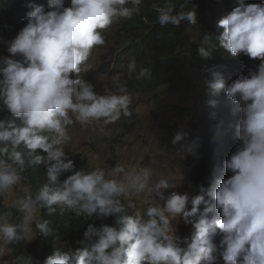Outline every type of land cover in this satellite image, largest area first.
I'll list each match as a JSON object with an SVG mask.
<instances>
[{
    "label": "clouds",
    "instance_id": "9594fccd",
    "mask_svg": "<svg viewBox=\"0 0 264 264\" xmlns=\"http://www.w3.org/2000/svg\"><path fill=\"white\" fill-rule=\"evenodd\" d=\"M142 2L70 0V6L65 7V0H47L48 11L41 4H29L26 25L8 42L11 55L0 59V105L20 122L0 119V193L21 179L18 168L23 170L26 164L21 145L31 156L28 163H44L47 179L54 184L61 174L74 168L64 151L72 141L69 127H88L101 120L104 125L115 124L121 116L131 117L132 96L126 88L120 87L122 94L100 95L91 83L79 75L73 79L72 74L84 70L96 46H105L102 30L118 18L139 14ZM129 4L132 7L126 6ZM187 4L188 0H164L163 6L155 7L158 23L195 25V9ZM217 27L223 29L217 42L205 37L198 55L209 59L219 46L237 58L232 63L235 68L249 74L225 70L222 79L213 68L212 78L205 81L207 87L213 97L223 92L232 102L208 113L205 132L193 137L189 131H177L172 140L176 144L187 135L192 140L195 151L188 148L187 152L193 154L189 157L194 172L196 139L214 148L212 165L217 147L229 144L221 130L234 133L241 144L224 161L226 169L217 170L214 180L210 166L211 185H201L198 190L194 173L197 195L171 191L166 196L165 191L177 187L182 179L123 164L111 170L95 167L76 171L67 176L62 187L46 184L35 198L28 195L17 200L16 206L24 213L21 224L7 223L0 216V257L5 245L29 236L40 208L51 212L52 205H61L77 216H114L117 226L89 224L82 248L57 250L44 264H221V260L223 264H264V4L238 0ZM133 73L137 79L151 74L146 68L137 72L132 61L128 74ZM86 78L88 81V74ZM208 103L215 107L218 101L213 98ZM101 132L109 134L103 128ZM37 149L46 155L37 154ZM184 163L190 165V161ZM227 170L232 175L223 179ZM137 194H143L149 206L143 216L133 217L125 214L122 198L130 200ZM178 218L192 225L190 238L177 235ZM37 228L49 235L47 221L40 222V216ZM217 231L222 234L219 246L213 243ZM17 264L31 262L17 256Z\"/></svg>",
    "mask_w": 264,
    "mask_h": 264
},
{
    "label": "trees",
    "instance_id": "16d2710c",
    "mask_svg": "<svg viewBox=\"0 0 264 264\" xmlns=\"http://www.w3.org/2000/svg\"><path fill=\"white\" fill-rule=\"evenodd\" d=\"M30 3L41 4L45 11L48 8L47 0H0V15L6 26L18 34L27 23V13L31 10ZM164 0H143L139 14L133 15L131 19L118 18L102 30L105 37L104 52L101 62L96 66L88 78L96 77L100 86L110 83V87L118 90L125 87L139 94H156L158 90L165 88L168 91L180 92L198 97L199 106L192 108H181L173 104H166L169 110L186 112L192 115L191 122L186 127L193 137L203 133L207 129L206 116L209 112L222 104L231 103V99L225 93L213 97L212 90L207 87L205 81L211 79V70L219 71L224 79L225 70H235L238 73L248 75L249 72L235 68L237 58L231 56L221 47H217L209 59L198 55V48L204 42L205 37L216 43V37L223 31L217 27L218 21L227 15L238 3V0H188L187 7L194 8L196 12V24L188 25L182 22L180 26H161L158 23L156 6H163ZM245 3L264 4V0H245ZM70 6V0H65V7ZM132 7L131 4L126 5ZM187 10V9H186ZM4 53V46L0 40V59ZM134 61L137 72L146 68L151 73L143 79H137L136 73L128 74L129 63ZM258 65L260 61L257 59ZM217 99L215 107L208 102ZM194 113V114H193ZM0 119L14 120L11 113L0 105ZM17 123H20L16 119ZM194 140L196 138H193ZM197 154L194 155V173L199 187L209 182V168L213 159L214 148L201 139H196ZM24 152L26 164L23 170L18 168L21 180L28 183L31 195L36 194L48 184L50 187H62L67 176L76 171H89L87 160L78 152H67L65 155L74 163V168L61 174L58 181L52 184L47 179V166L44 163L30 164L31 156L21 145ZM31 151V150H30ZM37 154L46 155L43 150L37 149ZM23 177V178H22ZM5 191L0 193V216H4L11 224H21V212L18 207L7 206L4 197ZM49 208H40V222L47 221L49 235H38L43 239L40 249L34 250L27 238L11 243L14 253L18 258L29 260L31 264H44L47 257L61 252L75 251L84 245L83 233L89 224L100 227L103 224L116 225L114 216L100 218L95 214L91 217L77 216L67 206L52 205ZM32 256V260L30 258Z\"/></svg>",
    "mask_w": 264,
    "mask_h": 264
},
{
    "label": "rangeland",
    "instance_id": "374dc122",
    "mask_svg": "<svg viewBox=\"0 0 264 264\" xmlns=\"http://www.w3.org/2000/svg\"><path fill=\"white\" fill-rule=\"evenodd\" d=\"M16 35L6 26L0 15V40L4 46L2 58L11 55L7 51L8 42L14 39ZM104 49L103 46H96L84 65V70L79 74L73 73L72 78L75 79L79 75V78L91 83L93 90L100 95L109 93L122 94L119 92L120 88L116 90L110 87L111 82L106 83L105 86H100L95 76L89 78L87 81V74L99 63ZM13 58L19 59L20 57ZM126 90L132 96V103L129 106L132 112L131 117L121 116L120 120L115 124L104 125L101 120L88 127H82L79 124L69 127L68 131L72 136V141L68 146H65L64 151L80 153L90 165L89 171L95 167L111 170L117 164H123L126 167H135L138 171L146 170L153 174L172 175L182 180L177 187L166 190V196L171 191H177L181 194L188 193L190 197L197 195L195 176L189 157L193 154L187 152L188 148H192L195 151L194 143L188 135L182 141L176 144L172 143L177 131L187 133L186 127L191 122L192 115L184 111L169 110L164 105L173 104L181 108H192L194 105L199 106L201 99L198 97L192 98L190 95L180 92L168 91L165 88L158 90L156 94H139L127 88ZM101 128L109 134H102ZM221 131L229 144L227 147H217L216 158L211 165L212 180L216 178L218 169L221 167L225 168L224 161L241 144L234 137L232 131ZM221 150L226 153L224 154L225 157H223L224 155ZM182 153L183 155H181ZM185 160L190 161V165H186L184 163ZM231 175L232 173L227 170L223 179H227ZM210 185V183L206 184L205 188ZM28 191L27 184L19 180L10 189L5 190V203L9 206H16V201L28 196ZM154 199L156 203H163L158 198ZM122 202L125 204V214L132 215L133 217L137 215L143 216L149 206V204L144 202L143 194L134 195L130 200L122 198ZM190 207L191 205H189ZM20 212L23 221L24 213L21 210ZM39 215L38 211L30 225L32 231L27 237L33 249L40 248L43 243L36 233ZM5 221L9 223L7 218H5ZM175 223L177 235L181 239L185 237L190 238L193 231L192 225L185 224L179 218ZM221 238L222 234L217 231L213 236V243L219 246ZM5 248L4 255L0 257V264H17V256L13 253L10 244L5 245ZM221 264H223L222 260Z\"/></svg>",
    "mask_w": 264,
    "mask_h": 264
},
{
    "label": "bare ground",
    "instance_id": "6f19581e",
    "mask_svg": "<svg viewBox=\"0 0 264 264\" xmlns=\"http://www.w3.org/2000/svg\"><path fill=\"white\" fill-rule=\"evenodd\" d=\"M1 58H2V57H1ZM222 127H224V126L222 125ZM224 129H225V131H226V128H224ZM22 178H23V177H22ZM20 181L23 182V183H26L27 186H28V183H27V182H25V181H23V180H21V179H20ZM28 188H29V187H28ZM28 192H30V190H29ZM27 195H28V194H27ZM6 205H7V204H6ZM7 206H9V205H7ZM14 207H17V206H14Z\"/></svg>",
    "mask_w": 264,
    "mask_h": 264
}]
</instances>
